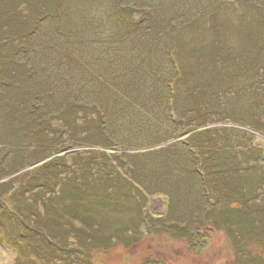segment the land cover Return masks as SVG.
Listing matches in <instances>:
<instances>
[{
    "label": "rangeland",
    "instance_id": "rangeland-1",
    "mask_svg": "<svg viewBox=\"0 0 264 264\" xmlns=\"http://www.w3.org/2000/svg\"><path fill=\"white\" fill-rule=\"evenodd\" d=\"M128 1L157 8L158 14L148 18L140 11H123L115 0H65L62 28L67 35L60 37L53 28V16L40 20L50 0H0V20L14 11L30 21L38 17L42 28L24 37L28 52H17L35 65L37 74L27 80L20 62L11 65L8 61L10 67L3 64L5 69L0 70L4 79L24 82L28 99H32L31 89L43 92L41 105L50 100L49 88L56 90V100H52L56 107L68 97L88 105L94 100L107 104L108 130L120 142L114 153L139 163L137 176H143V181L134 177L110 147L99 146L104 141L96 110H82L72 118L80 127L78 136H93L92 142L99 145L87 142L62 149L70 167L53 164L50 174L47 169L33 170L42 162L30 154L36 139L26 137L14 148L0 137V183L8 182L0 194L17 190L13 198L10 194L0 197V264H264V114L262 122L258 120L264 113V62L258 57L264 54V40L257 41L264 28L259 14L251 5L233 0ZM201 10L204 17L194 15ZM186 14L195 19L182 28L180 19ZM165 15L169 16L166 22L162 21ZM146 28L161 39L146 38ZM3 34L0 29V42ZM174 45L181 49L176 64L183 60L187 78L198 73V78L187 83L198 84L207 95L213 93L209 101L219 92V104L209 107L216 110L212 116L198 114L190 101L196 89L177 78L169 54ZM6 59L3 53L0 62ZM8 71L12 77L4 74ZM172 90H177L175 95ZM11 91L13 84L0 85L4 114L13 111L23 97ZM178 100L182 105L177 108ZM173 110L180 116L170 115ZM60 122L52 119L53 126ZM207 128L213 129L217 151L202 140L208 132L201 131ZM195 144L203 148L202 155ZM46 148L41 150L46 152ZM216 152L227 157L224 169L230 174L236 172L231 167L241 168L245 191L233 187V193L226 195L209 183L214 170L208 162ZM234 154L232 165L229 158ZM197 168L201 176L193 172ZM51 176L58 178L53 192L40 185L48 184L50 178L54 181ZM203 184L210 188L204 190ZM69 191L83 196L84 202L94 196L93 207L81 205L74 222L78 226L92 222L90 227L101 228L89 234L84 230L83 242L72 229L75 236L65 239L72 248L84 244L90 253L86 259L77 250H59L58 256L49 249L36 250L39 242L34 238L43 237L27 227L49 210L51 196ZM101 197L111 199L113 207L100 205ZM56 201L64 208L70 200L62 203L56 197ZM34 202L36 213L29 210V203ZM17 203L26 216L17 210ZM232 210L240 212L234 215ZM196 212L201 216L194 217ZM172 220L181 225L172 228ZM176 230L181 233L175 234Z\"/></svg>",
    "mask_w": 264,
    "mask_h": 264
},
{
    "label": "trees",
    "instance_id": "trees-1",
    "mask_svg": "<svg viewBox=\"0 0 264 264\" xmlns=\"http://www.w3.org/2000/svg\"><path fill=\"white\" fill-rule=\"evenodd\" d=\"M50 1H51V5H48L47 3L46 8H45L46 11L48 12H45L40 17V20L46 19L50 15L53 16L54 18L53 28L58 33L57 35H59L60 37L62 35L66 36L67 32L62 28V25H63L62 22L65 20V12L63 10V5L65 3V0H50ZM115 1H117L120 9H122L123 11L125 10L140 11V12H143L145 16L148 18L154 17L158 14L156 12L157 8L154 9L151 6L144 5V4L139 5V3L136 1H128V0H115ZM233 1L238 2L239 4H242V5H251V7L254 8V11H256L259 14V17L261 18L260 24L262 25V28H264V3H263L264 0H233ZM16 13L17 12L13 11L11 13V15L13 14V17H11L10 15V17H8L7 19L0 20V29L4 31L3 40L0 42V48L3 49V52L0 51V57H2L4 53V55H6L8 58L5 61L0 62V67H1L0 70L10 67L8 66L9 64L7 63L8 61H11V65L12 63L14 64L15 61L16 62L19 61L21 67L23 68V71L21 72L22 77L24 75V77L26 76L27 80L28 78H30L29 80H31L33 75L35 73L37 74V70L33 71L35 69V65L31 63L28 59L23 58L21 54H17V52L18 53L28 52L29 49L27 48V44L23 42V39L27 34L32 35L33 33H36L37 30L40 28V23L36 21L38 17L35 19L33 18L30 21V20H27L26 18L28 17L27 15L24 16V15L19 14L18 16ZM194 15H197L200 18L204 17V11L201 10L200 13H197ZM185 16H186L185 18L183 17L180 19L181 20L180 27L182 28H187L189 25L192 24V19H195L193 15L186 14ZM168 17L169 16L165 15L164 17H162L163 18L162 21L164 22L168 21L167 20ZM148 18H145V19H148ZM184 19H187V20H184ZM169 23L172 28L174 27L173 29H176L177 26L173 22H169ZM138 25L141 26V23ZM146 29H147V32H149V35H146V38H149L155 42H158V40L161 39L162 36H160L159 33H157L155 37V35L151 33L150 28H146ZM260 37L262 38L258 39L257 41L264 40V35H260ZM86 40L87 39L85 38L83 41L86 42ZM52 46L54 48V45ZM169 54L171 55L170 59H172V65L175 69V74L177 78L179 77L181 79V82L187 83L189 79L192 80L194 77L198 78L197 77L198 73L193 74L192 77L187 78V71L184 67H182V63H181L183 60L181 62H177L176 64V60L178 59V57L179 56L181 57L180 47L176 45L171 46L169 48ZM102 56L105 58L107 55L104 52ZM263 56L264 54L262 53L258 55V57L261 58V60L264 62ZM42 66H45V64L42 63ZM10 72L11 71H8L4 74L9 77H12ZM161 72L164 73L163 71ZM2 74L3 73L0 72V85L7 84L8 86H10L13 84L14 91H11V92H15L17 95L21 93L23 94V97L20 100L19 104H16V108L13 111H10L9 113L4 114L2 108H0V120H1L0 123L2 122V127L0 128V137L7 143H10L9 145H12L14 148H19L17 144L19 142L25 141L26 137H32L36 139L37 145L30 152V154L32 156H35L36 158L35 161H39V162L42 161V162L39 165H37L33 170H42L41 172L47 171L50 174V169L48 168L51 167V165L58 164V163L60 165L62 164L63 167L66 166L68 168L70 167V165L65 160L66 154L60 153L62 149L72 148L75 144L85 145L87 142L89 143V145L93 147L98 146L99 144H94L92 142L93 136L92 137L90 136V139L86 136H82V135L78 136L77 133H79L78 129L80 127L78 126L77 121L72 118V115L74 113H78L79 111L84 110V111H87L86 113H89V112L91 113V111L96 110L100 118L99 131L102 136V140L104 141L103 143L100 142L101 144L99 146L107 147V148L110 147L113 150L112 154L115 155V157L119 161L121 162L123 161L122 163L127 166V170H129V172L131 173H134L135 174L134 177L138 178L139 180L142 179L140 181H143V176L141 177L137 176L138 175L137 173L139 170L138 167H140L139 163L138 164H135V163L133 164L132 162L130 163L128 161L129 160L128 157H125L123 154H120V153L119 154L114 153L115 152L114 149H117V147H119L120 142L117 139V137L113 136L108 130L107 118H106L107 112L105 110L107 104H103L102 106L98 101L94 100L90 103V105H88V103L85 100L75 101L74 100L75 98L70 99V97H68L67 99H64L62 103L60 102L61 104H59L58 107H56L57 105L53 106V102H52V100L54 102L56 100V96H55L56 90L49 88L50 90H48L46 93L51 101L46 100L45 101L46 104L41 105L42 103L40 104L39 101L43 98V94H42L43 92L40 93L39 91H34L33 89H31L32 97L31 96L30 97L32 99H28L26 97V92H25L26 91L25 88L28 86H26L24 82L23 83L21 82L13 83L12 80L8 81L7 78L4 79ZM159 76L161 77V75H159L158 73V77ZM199 76H204V74L202 75L199 74ZM187 84L190 85L192 88L196 89L197 91L195 94H192L194 96L191 97L190 101L195 104V108L199 112L198 114L200 116L201 115L204 117L206 116V118L212 116L216 110H214L213 108H209V107L213 105L215 106V108L217 107V105L219 104V96H220L219 92L214 93V99L209 101L208 97H211L213 93L208 94V95L205 94L204 88L200 89V86H198V84L196 83L194 84V82H190V84L189 83ZM22 90L23 92H21ZM176 91L177 90L175 91L172 90L170 93L172 95H175ZM74 102H76L75 105L72 104ZM35 105L37 107H35ZM178 105L180 106L182 105L180 103V100L176 101L177 108H178ZM89 107H90V111H89ZM107 107L109 106L107 105ZM54 109H58V111L55 112ZM261 109L264 111V108L262 106H261ZM177 110L181 111L182 108L177 109ZM263 114L264 113L259 114V119H258L259 122H262L260 119ZM170 115L178 116L179 113H177L176 110H173V111H170ZM186 118L187 119L191 118V115H187ZM52 119L53 120L58 119V120H61V122L59 125L53 126ZM202 124H204V122L201 123V125ZM50 125H52V127ZM260 125L263 126L262 123ZM212 130L213 129L211 128L202 130L201 132H204V131L208 132L207 137L205 135L202 136L203 137L202 140L203 141L208 140L207 145L208 144L211 145L210 146L211 150L217 151L218 147H217V144L214 143L215 139H214V134L211 133ZM64 133L68 134L67 138H64ZM98 139L100 140V138ZM207 145H204V147H207L206 149H208L209 147ZM41 147H47L46 148L47 151L45 152L41 150ZM195 147L202 155L203 153L201 149L203 148L200 149L198 146H196V144H195ZM38 152L39 154H36ZM190 152L192 153V151ZM59 153L60 155H57ZM218 153L219 152L213 153L211 161L208 162L210 164L209 167H211L210 169L214 170V172L212 173V178L209 181V183H212V185L214 184L216 186L214 187L216 190L217 188L220 190H223L226 193V195H231V193H233L231 190V188L233 187L234 188L237 187V191H241V192L243 190L245 191L246 189L244 187H246L245 186L246 183L244 184V182L241 181L242 177H241V172L239 171L241 168L240 167L238 168V166L231 167V169L236 172L234 174H230L228 168H226V170L224 169V166H226L225 162L227 160V157L225 155L218 154ZM92 154L95 155L97 153L96 151H92ZM141 154H147L148 156L147 152H142ZM198 157H199L198 159L200 160L201 156H198ZM198 159H195L194 162H197ZM229 160H230L229 163H232V165H234L235 160H236V155L235 154L232 155L231 158H229ZM193 172L194 173L196 172V175L199 174V176L203 174L202 171L199 170L198 168L196 169V171H193ZM38 173L41 174L40 171ZM45 175L48 176L46 173ZM21 176H24V175H21ZM235 176H238V177L235 178ZM51 177H54V181H52L51 178L49 177L50 180L48 184L40 182V185L47 186L48 191L53 192L57 187L58 178L57 176H51ZM196 179L199 180L197 177ZM36 181L39 182L38 176L36 177ZM238 181H240V183H238ZM6 184H8V182L0 183V189L5 188ZM202 188H204V190L207 191L208 188L210 187H208V185L203 184ZM16 192L17 190L15 189L3 191L0 194V197L10 194L11 196L10 195L9 196L13 198ZM76 194H77L76 192L69 191V192H65L64 196L61 194L59 196H51L49 198L50 199L49 210H46L45 214H40L39 216H36L37 218L36 223L33 226L31 224L27 226V227H31L35 229L37 233L41 234V236L43 237V238H40V237L34 238L36 241L39 242L35 248L36 250L40 251V250L49 249L50 254L53 253V255L55 256L59 255L58 254L59 250L61 252L77 250L79 251L77 253H80L81 255H83L84 259H86L87 255H90V253L86 251V247L84 246V244H80V245L77 244L75 245V248H72L71 246H67V245H70L69 241H65V239L68 240V236L73 233L77 236L78 240L82 241L81 234L85 233L84 230H86V234H89L90 232H95L97 228H101L99 225L97 226L96 229H94V227L92 226L90 227L92 222L90 223L84 222L86 224L82 225L83 227L78 226L74 222L75 218L76 219L78 218L77 214L79 213V209H81V205H87V207L84 209H89V208L91 209V207H93V199H94V196H90V199H88V202H84L83 196L79 194L76 195ZM240 195H241L240 198L242 201L243 195L242 194ZM56 197H60V200L62 203L65 202L64 201L65 198H67L70 201L63 208L62 206H60V203L56 201ZM98 201H99L98 203L102 206H112L113 204V201H111V199H107L104 197L98 198ZM261 202L264 203L263 201ZM243 203H246V202L244 201ZM29 204H30V207H29L30 212L36 213L37 211L35 210H38V205L36 204V202L29 203ZM36 205L37 207H35ZM16 207L18 211L22 212L23 216H26L25 215L26 213H24L19 208V203L16 204ZM33 207H35L36 209L34 210ZM232 212L235 215L239 213L240 211L232 210ZM194 214H195L194 217L201 216L200 213L198 212ZM253 219H256V218L254 217ZM81 220L83 221L85 219L81 218ZM63 223L67 224V226L63 227ZM170 224L172 228L173 227L175 228L176 226L179 227L181 225L179 224L178 221L175 222L174 220H172ZM71 229L73 230V233L70 232ZM174 233L179 234L181 233V231L176 230L174 231ZM91 247H95V245H92ZM68 256L71 257V253H69ZM31 264H33V262Z\"/></svg>",
    "mask_w": 264,
    "mask_h": 264
}]
</instances>
